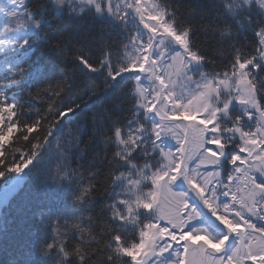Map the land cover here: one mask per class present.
Here are the masks:
<instances>
[{
  "label": "snow or ice",
  "instance_id": "snow-or-ice-1",
  "mask_svg": "<svg viewBox=\"0 0 264 264\" xmlns=\"http://www.w3.org/2000/svg\"><path fill=\"white\" fill-rule=\"evenodd\" d=\"M0 264H264V0H0Z\"/></svg>",
  "mask_w": 264,
  "mask_h": 264
}]
</instances>
